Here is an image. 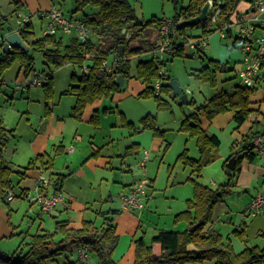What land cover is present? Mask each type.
Returning <instances> with one entry per match:
<instances>
[{"label": "trees", "instance_id": "16d2710c", "mask_svg": "<svg viewBox=\"0 0 264 264\" xmlns=\"http://www.w3.org/2000/svg\"><path fill=\"white\" fill-rule=\"evenodd\" d=\"M205 1L190 0L186 7L177 10L170 18L175 23L180 40L189 37L184 31L186 27L201 28L203 21L192 26L185 25L184 21L196 16ZM249 1L251 0H223L217 27L221 28L224 23L230 21L232 15L239 12ZM73 2V12L81 14L76 19L85 22L92 29L91 36L85 42H80L73 36L64 41L62 34L32 38L34 35L32 22L26 23L18 29V32L28 45V51L17 47H12L6 52L0 51V74L14 61L19 63L17 73L22 70L25 73L34 71V59L31 51L40 53L44 63L53 69L67 64L80 68L85 63L88 71H81L79 77L72 74L73 84L67 89L75 96L70 116L79 120L87 104L108 97L119 89L120 85L116 81L118 77H122L123 82L130 78V62L133 57L151 52L156 48V44L151 38L155 32H158L162 19L154 17L151 20L141 21L128 0H73ZM14 3L12 12L3 14L0 11L1 34L15 29V23L13 24L9 19L13 13L16 14V17L18 14V2ZM180 19L182 21L178 23ZM134 41L137 44L132 46L131 43ZM0 45L3 47V44ZM165 52H169L173 56L188 55L181 42H175L174 46ZM113 53H115L116 62L108 69L104 62ZM210 61L213 63L212 68L203 67L198 71L197 77L214 86L215 71H226L227 66L219 61ZM161 65H163V60L156 56L150 60H139L135 65L136 78L145 84L138 96H153L160 108L166 105V101L161 97L162 93L178 97L169 85L171 78L167 74L159 75ZM42 72L46 74L47 78L41 88L45 92V96L49 98L51 96L52 71L49 69ZM157 78H160L161 84L159 93L156 94L154 81ZM254 94V89L243 88L238 83L231 91H221L199 105L193 104L192 101L189 102L192 104L193 110L182 118L180 130L187 133L189 137L195 138L199 155L196 158L191 157L188 155L187 149H184L177 156L178 161L190 168L193 196L186 199V208L177 213L174 218L175 221L184 220L186 227L182 231L160 229L150 238L149 243L145 241L144 236L136 237L133 242L135 251L133 264H185L190 261L201 263L204 260H213L214 264H264V247L248 245L244 228L233 229L237 237L245 244L241 251L236 252L228 237L224 238L220 231L208 225L212 221L215 205L222 200L227 192V186L232 184V178L239 173L241 161L243 159L252 161L259 154L252 145V139L257 134L254 130L255 122L240 140L234 141L232 153L223 163L225 171L230 175L228 182L219 188L212 189L196 181L202 168L215 158L220 144L219 138L202 126L201 118L210 122L215 116L231 111L233 112L232 120L237 126H240L254 111L250 107L251 97ZM180 102L182 101L180 100ZM47 109L48 104H46ZM92 122L95 125L99 123L98 115H93ZM127 124L133 125L131 122ZM142 127L153 129L156 136L161 133L156 128L152 116L142 118ZM11 135H13L12 131L7 129L0 119V152ZM128 153L131 152L128 151ZM231 156L235 157L233 170L225 166ZM38 160L47 168L51 165L50 159L42 160L40 156H37L30 160L23 169L29 168ZM12 173L23 175V171L20 172L12 168L4 160L0 161L1 196H7L8 192H12ZM48 176L51 179L52 175ZM62 178L61 174H57L52 180L55 190L60 189ZM24 193L26 195L27 192ZM118 211L117 209H106L96 212V215L101 217V221L84 219L79 228H68L67 222L57 221L55 232L34 234L23 253L7 254V257L0 261L4 264H51L56 262L58 256L64 255L70 245H75L79 248L86 246L89 252L95 253L97 264H118L111 257L118 241L116 224L113 222L112 215ZM194 225L195 228L190 231ZM56 233L62 235L60 240H55Z\"/></svg>", "mask_w": 264, "mask_h": 264}, {"label": "rangeland", "instance_id": "374dc122", "mask_svg": "<svg viewBox=\"0 0 264 264\" xmlns=\"http://www.w3.org/2000/svg\"><path fill=\"white\" fill-rule=\"evenodd\" d=\"M19 1L24 6L22 12L32 14L35 13L34 11L40 3L39 0ZM50 1L54 7L61 9L73 19L81 16L80 13L73 12V0ZM128 1L135 9L137 17L141 21H147L154 17L170 19L177 10L186 7L190 0ZM10 2L11 0H0V11L3 14L12 12L15 4ZM86 11L88 10L86 9ZM9 19L15 23L16 14L13 13ZM31 22L34 31L32 38L43 36L41 19L33 14ZM184 31L187 36H198L201 33L200 27H186ZM223 32V35L218 30L210 33L205 50L201 54L173 56L164 52L158 53L156 56L148 52L133 57L130 62V78H127L111 96L98 100V110L94 114L99 117L100 128L93 130L95 132L94 142L97 144L104 143L109 141L108 137L111 136L114 147L110 148L114 152L125 155L123 164L126 168L122 167V170H126L118 171L120 183L113 185V200L108 203V206L120 207L121 203L116 195L121 188L126 187L125 185L131 184L133 181L145 184L146 193L150 197L145 201L144 207L136 211V214L142 221V229L137 237L144 236L147 243L160 229L182 231L186 227L184 220L175 221L174 218L177 213L186 208V199L193 196L190 168L178 161L177 156L184 149H187V153L191 157L196 158L199 155L195 138L189 137L187 133L180 130L182 118L193 110L192 104L189 102L192 101L193 104L199 105L221 91H231L238 84L236 74L240 67L239 62L242 53L239 48L241 42L236 39L238 36L237 25L232 24L229 31L224 30ZM156 33L151 38L153 42ZM69 37L63 35L64 41L68 40ZM136 44L135 41L131 43L132 46ZM1 49L0 45V51ZM31 54L34 59V71L31 73H39L49 69L52 71L51 96L49 98L45 96L41 86L30 87L23 93H21L20 88L15 89L14 83L21 75L20 72L17 73L19 70L18 61H14L10 67L4 68L0 74V79H4V83L0 86V119L13 134L9 136L6 145L0 152V161L4 160L8 165H15V169H18L20 161L24 159L23 148L30 142L36 129H38L39 120L46 113V104L55 113L68 114L75 98L74 94L67 90L73 84L71 75L75 74L78 77L81 75V70L76 65L67 64L53 69L44 63L40 53L31 51ZM154 56L163 60L162 69L166 71L171 80L178 82L183 93L187 95L188 103H182L179 97H173L172 94L164 92L161 97L166 101V105L160 108L153 96H138L145 84L136 78L135 65L139 60H150ZM107 60L112 61V55H109ZM210 60L219 61V63L227 66L226 71H215L214 86L197 77L198 71L203 67L212 68L213 63ZM187 90L189 92H186ZM226 113L228 114V112ZM226 113L221 115V118H225ZM145 116L154 117L156 128L161 133L156 136L153 129L142 127V118ZM130 121L133 125L127 124ZM231 122L226 130H216L220 144L215 158L204 166L201 174L196 177V181L212 189L226 184L230 177L223 167L226 160V155L224 156L223 152H230L231 150L230 131H236L235 123ZM135 142L139 144L136 146ZM126 146L128 147L127 151H133L136 147L137 150L134 153L124 154ZM110 148H108L109 151H111ZM145 151L148 159L145 166L141 167L140 163ZM12 176L15 182L16 174L13 173ZM237 179L238 175L232 178V184L227 186V192L222 200L215 205L212 221L208 224L220 231L224 238L230 237L233 241H239L236 232L233 231L235 228L240 229L237 226V214L244 210L250 201L251 193H253L252 188L248 190L249 192H244L242 188H238L236 186ZM45 218L48 219L47 216ZM25 220L31 222L28 217ZM243 220L246 223L247 244H260L264 247V230H258L260 229L258 227H264V225H260V216L245 215ZM59 238L58 234L55 240ZM57 260L51 264H82L78 259L77 248L68 249L64 255L58 256ZM86 261L88 264H97L95 253L89 252ZM133 263L134 255L131 252V254L125 255L121 264ZM185 264H214V261L204 260L201 263L190 261Z\"/></svg>", "mask_w": 264, "mask_h": 264}, {"label": "crops", "instance_id": "0c3cea01", "mask_svg": "<svg viewBox=\"0 0 264 264\" xmlns=\"http://www.w3.org/2000/svg\"><path fill=\"white\" fill-rule=\"evenodd\" d=\"M39 1L40 3L33 14L40 18V13L51 8L53 4L50 0ZM14 2H18V10L22 12L24 10L22 2L11 0L10 3L15 4ZM98 100L85 106L79 120L70 116L72 107L68 114L55 113L48 108L45 115L39 120L38 129H36L30 142L22 150L24 159L20 161V166L17 170L23 171V175L15 173L17 179L14 182L13 173L11 174L13 185L11 191L14 194V198L7 200L5 195H0L1 251L7 254L18 255L27 249V243L30 242L34 234L55 232L57 221L67 222L68 228H79L84 219H95L96 222L101 221V217L97 216L96 212L106 209H117L119 211L115 215H112V218L116 224L118 241L112 251L111 257L113 261L121 264L125 255L133 252L135 259L133 242L142 229V221L139 215L136 214V211L139 209L127 211L122 210L121 206L119 208L108 206V203L113 200V185L120 183L117 173L122 170V167L126 168L123 164L125 155L123 156L119 152H114L110 148L114 147L111 136L108 137L109 141L104 143L97 144L94 142L95 132L93 130L100 128V120L97 125L92 122L94 112L98 110ZM251 101L250 107L254 111L240 126L235 124L234 128L236 131H230L231 150L230 152H223L224 156L226 155V159L232 153L234 141L240 140L248 129L251 128L253 122H255V125L257 124V126L254 125V130L257 133L264 131V91L258 90L251 97ZM221 115L223 114L215 116L210 122L201 118L202 126L217 137L216 130H226L229 128L230 123H232L231 121H233V112H228L225 118H221ZM138 144V142H135L136 146ZM70 147H73L72 151H69ZM127 149L128 147L126 146L124 154L128 153ZM136 150L137 147L130 152L134 153ZM37 156H40L42 160L50 159V167L47 168L46 165L41 164V161L38 160L29 168L23 169L28 165L30 160H33ZM9 166L16 168L13 164H9ZM125 170L123 169L122 171ZM43 173L52 175L48 191L60 192L65 200V204H58L50 212H43L37 204L30 203L24 196V192L31 191L38 176ZM57 174L63 176L59 190H55L52 184V180H54ZM237 175L236 186L238 188H242L244 192H249V189H253L249 200L255 193L264 191V152L259 153L252 161L243 159ZM131 184H127L125 185L126 187L121 188L116 196L119 198L120 193L125 191ZM149 197L147 194L146 200ZM245 215L249 216L246 207L241 213L237 214V226L244 228L246 234V223L243 220V216ZM257 216H260V225H264V209ZM27 217L31 219V222L25 220ZM258 228H260L258 230H264V227ZM58 234L60 236L58 240H60L62 236L60 233H56L55 238ZM228 238L236 252L241 251L245 247L244 242L240 239L239 241H233L230 237ZM253 245L263 247L260 244ZM73 248L79 249L75 245H70L68 249ZM84 264H88V262L85 261Z\"/></svg>", "mask_w": 264, "mask_h": 264}, {"label": "built area", "instance_id": "2783aa9c", "mask_svg": "<svg viewBox=\"0 0 264 264\" xmlns=\"http://www.w3.org/2000/svg\"><path fill=\"white\" fill-rule=\"evenodd\" d=\"M209 2L208 11L203 24L201 25V33L198 36L185 37L182 40L178 37L175 23L171 19H162L160 28L155 36L154 43L156 48L151 51L157 56L158 53H164L171 49L175 42H181L188 55H195L204 52L208 42L209 34L215 31H229L231 25H237L238 36L241 45L239 46L242 57L240 67L237 71V80L243 88L254 89L255 93L258 90L264 91V0H251L245 3V6L232 15L230 21L224 23L221 28L217 27L220 21L221 7L223 0H207ZM31 13L19 12L15 20V29L23 27L24 24L31 22ZM40 19L43 22V35H68L75 37L80 42H85L90 36L92 29L85 22L73 19L66 15L61 9L52 6L51 8L40 13ZM182 19L178 21L180 23ZM8 32L0 34V44H6L5 36ZM129 38V36H127ZM116 62L115 53L112 54V61L106 60L104 64L108 69ZM80 70L87 72L88 67L84 63ZM21 75L15 81V89L20 88L21 93L27 91L30 87L41 86L46 82V74L25 73L23 70ZM167 73L159 69V75L165 76ZM4 83V79H0V86ZM161 80L157 78L154 81L155 93H159ZM186 92H189L187 90ZM252 145L255 149L262 153L264 152V131L258 132L252 139ZM73 147L69 148L72 151ZM148 159L145 151L141 159V167L145 166ZM51 185V179L47 174H40L31 191L27 192L25 198L33 204H37L43 212H50L58 204L64 203L65 200L60 192H49L48 188ZM7 200H12L14 194L8 192ZM147 198L146 185L140 182H134L127 189L120 193L119 199L121 209L132 211L142 209ZM264 209V191H259L254 194L246 206V211L249 216H257ZM88 249L82 246L78 249V259L82 262L86 261ZM7 257V253L0 250V259ZM0 264H4L0 261Z\"/></svg>", "mask_w": 264, "mask_h": 264}, {"label": "water", "instance_id": "95a60500", "mask_svg": "<svg viewBox=\"0 0 264 264\" xmlns=\"http://www.w3.org/2000/svg\"><path fill=\"white\" fill-rule=\"evenodd\" d=\"M208 7H209V2L206 0L200 7L199 13L196 16L186 19L184 21V24L188 26H192V25L199 24L200 22H202L206 17ZM124 32L125 30L123 31V33ZM5 39H6V44L3 45L1 52H6L12 47L21 48L24 51H28L29 49L28 45L22 39L18 31L8 32L5 36ZM0 59H1V55H0ZM116 81L119 85H121L123 83V78L118 77ZM169 85L172 88L174 94L177 95L182 102L186 103L187 95L186 93H183L182 88L178 85V82L176 80H170ZM225 166L226 168L233 170L235 166V157L231 156L226 162ZM194 228H195V225L190 228V231H192Z\"/></svg>", "mask_w": 264, "mask_h": 264}]
</instances>
